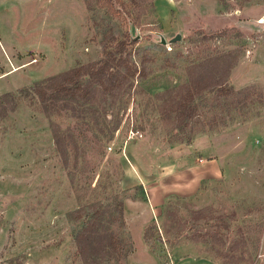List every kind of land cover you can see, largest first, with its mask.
<instances>
[{
    "label": "rangeland",
    "instance_id": "rangeland-1",
    "mask_svg": "<svg viewBox=\"0 0 264 264\" xmlns=\"http://www.w3.org/2000/svg\"><path fill=\"white\" fill-rule=\"evenodd\" d=\"M111 1L120 14L104 0H0V96L16 98L13 110L0 101V264H135L127 206L147 215L145 186L186 167L206 175L147 220L154 259L169 264L181 245L218 264H264V0ZM122 39L121 74L137 70L122 88L95 83L93 97L50 114L21 97ZM193 79L205 90L195 116L179 118Z\"/></svg>",
    "mask_w": 264,
    "mask_h": 264
},
{
    "label": "trees",
    "instance_id": "trees-1",
    "mask_svg": "<svg viewBox=\"0 0 264 264\" xmlns=\"http://www.w3.org/2000/svg\"><path fill=\"white\" fill-rule=\"evenodd\" d=\"M123 4V2L120 0ZM111 0H104V6L108 13L116 15L121 13V7L116 8ZM129 40V39H127ZM122 39L116 41L112 49L105 48L103 57L98 62H89L85 65H78L73 68L67 69L54 76L45 78L42 81L35 82L28 88H23L20 91L23 96L29 97L30 95L36 96L42 103V111L46 114H50L54 110H60L64 108H73L70 103L75 97H81L90 99L93 97L94 84L98 83L99 88L104 91H111L120 89L124 86V82L128 80L130 76H135L137 70L128 67L126 74H121L120 66L127 64V59L124 56L128 41ZM116 54H119L117 56ZM197 66H193L196 68ZM130 73V74H128ZM83 79H87L84 82ZM201 82L197 79H193L189 85L185 86V91L181 93L180 99L176 101L175 107L179 118L182 117H194L197 111V107L194 100L202 94L205 90ZM225 85H220L221 92L228 93L230 90L224 88ZM8 97L11 102L9 110H13L16 107V98L13 94L7 92L0 96L1 104H3V98ZM7 110H5L6 112ZM187 142L192 140V137L186 139ZM54 143L58 153L61 155L63 162H67L66 147L64 143L63 135L55 130ZM75 212V211H74ZM92 221L91 223H93ZM94 225V224H93ZM92 225V227H93ZM91 227V226H90ZM148 230V229H147ZM93 229L88 232H81L77 235L78 243L81 244V240L88 239L93 234ZM145 232V236H147ZM94 237L103 242L108 240L113 249H119L122 246L121 239H117L111 233H97Z\"/></svg>",
    "mask_w": 264,
    "mask_h": 264
},
{
    "label": "crops",
    "instance_id": "crops-1",
    "mask_svg": "<svg viewBox=\"0 0 264 264\" xmlns=\"http://www.w3.org/2000/svg\"><path fill=\"white\" fill-rule=\"evenodd\" d=\"M197 167H186L175 171L166 177H163L159 183L145 186L146 194L149 199L147 205V215L140 212L138 206H127V220L132 229V237L136 247L133 259L135 264H160L157 258L154 259L153 252L145 240V228L147 220L151 221L154 214L159 212V208L165 202L166 198L173 193L180 195H190L198 187L203 174L198 175ZM167 174V172H165ZM185 246H175L168 250L169 264H218L213 260L200 256L192 251L185 249Z\"/></svg>",
    "mask_w": 264,
    "mask_h": 264
},
{
    "label": "water",
    "instance_id": "water-1",
    "mask_svg": "<svg viewBox=\"0 0 264 264\" xmlns=\"http://www.w3.org/2000/svg\"><path fill=\"white\" fill-rule=\"evenodd\" d=\"M180 38V36L178 35L177 37H175V40H177V39H179Z\"/></svg>",
    "mask_w": 264,
    "mask_h": 264
},
{
    "label": "built area",
    "instance_id": "built-area-1",
    "mask_svg": "<svg viewBox=\"0 0 264 264\" xmlns=\"http://www.w3.org/2000/svg\"><path fill=\"white\" fill-rule=\"evenodd\" d=\"M23 264H30L29 262H24Z\"/></svg>",
    "mask_w": 264,
    "mask_h": 264
}]
</instances>
